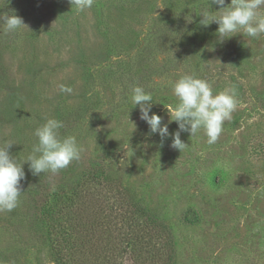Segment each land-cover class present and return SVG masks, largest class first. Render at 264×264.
<instances>
[{
  "label": "rangeland",
  "instance_id": "obj_1",
  "mask_svg": "<svg viewBox=\"0 0 264 264\" xmlns=\"http://www.w3.org/2000/svg\"><path fill=\"white\" fill-rule=\"evenodd\" d=\"M207 8L220 10L211 0H95L83 12L69 0H0V15L26 25H0V145L13 143L23 162L35 129L57 118L61 136L83 149L58 174L33 175L24 162L20 203L0 212V264H55L41 195L74 188L94 162L168 226L175 264H264V35L221 40L218 24L200 23ZM184 74L207 78L214 92L235 85L238 106L215 144L202 130L182 133L180 152L171 138L161 147L130 97L143 86L168 123Z\"/></svg>",
  "mask_w": 264,
  "mask_h": 264
},
{
  "label": "clouds",
  "instance_id": "obj_2",
  "mask_svg": "<svg viewBox=\"0 0 264 264\" xmlns=\"http://www.w3.org/2000/svg\"><path fill=\"white\" fill-rule=\"evenodd\" d=\"M212 4L220 7L217 12L203 10L200 23L208 26L218 24V35L221 40L230 38L237 33L245 37L259 38L264 35V0H211ZM76 10L83 12L93 7L95 0H69ZM0 25L7 33H14L26 26L23 19L15 14L0 15ZM62 93L71 94L73 89L61 84ZM172 92L177 98L175 106H168L170 120L163 123L164 118L152 111L153 95L141 85L131 89V102L139 105L140 119L146 122L150 134H158L161 147L165 139L171 138L170 147L180 152L188 146L181 139L182 133L196 136L201 130L207 137L209 145L219 139L226 121L232 119L238 106V88L235 85L225 87L222 91L214 92L212 83L207 78L195 74L181 75L172 85ZM151 113V114H150ZM176 122L178 129L169 132V124ZM64 122L57 118H46L38 126L34 135L38 138L31 154L25 161H20L10 155L13 143L5 142L0 145V212H11L18 207L21 195L24 193L22 181L26 179L24 162L29 163L33 175L41 173L58 174L66 169L73 161L81 158L83 151L75 135L61 136L60 130Z\"/></svg>",
  "mask_w": 264,
  "mask_h": 264
},
{
  "label": "trees",
  "instance_id": "obj_3",
  "mask_svg": "<svg viewBox=\"0 0 264 264\" xmlns=\"http://www.w3.org/2000/svg\"><path fill=\"white\" fill-rule=\"evenodd\" d=\"M94 162L70 190L42 194L39 214L55 264H175L171 232Z\"/></svg>",
  "mask_w": 264,
  "mask_h": 264
}]
</instances>
